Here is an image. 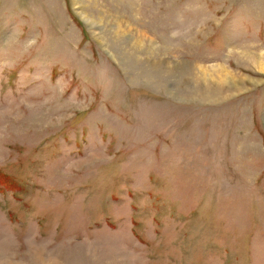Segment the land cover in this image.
Segmentation results:
<instances>
[{"label":"rangeland","instance_id":"obj_1","mask_svg":"<svg viewBox=\"0 0 264 264\" xmlns=\"http://www.w3.org/2000/svg\"><path fill=\"white\" fill-rule=\"evenodd\" d=\"M0 264H264V0H0Z\"/></svg>","mask_w":264,"mask_h":264}]
</instances>
